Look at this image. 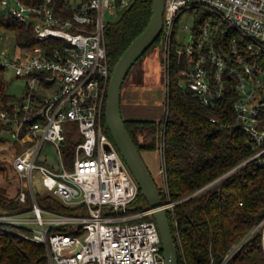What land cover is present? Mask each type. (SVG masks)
<instances>
[{
  "label": "built area",
  "instance_id": "built-area-1",
  "mask_svg": "<svg viewBox=\"0 0 264 264\" xmlns=\"http://www.w3.org/2000/svg\"><path fill=\"white\" fill-rule=\"evenodd\" d=\"M135 0H0L6 13L32 25L39 44L0 55V66L24 77L26 89L14 101V113L0 110L2 131L23 149L11 162L18 172L22 202L32 207L0 213V232L27 229L25 237L46 245L49 264H165L162 238L154 209L129 212L139 184L107 133L104 117L111 81L107 50L106 12L131 6ZM190 11L193 23L182 29L187 43L178 41L177 22ZM164 46L169 110L171 68L179 66L180 84L203 105L224 113L232 105L234 120L256 150L248 160L264 165V0H165ZM42 91H48L44 94ZM166 119V118H165ZM79 127V139L67 152V123ZM57 147L60 167L39 162L44 144ZM165 132L160 134L168 200L175 210L165 161ZM44 183L46 186L39 187ZM38 193H48L77 213L46 209ZM145 219L135 221L139 217ZM178 221L175 225L178 227ZM72 227L71 232L53 230ZM261 229L264 218L219 263L227 264L247 239ZM179 244L185 257L182 239Z\"/></svg>",
  "mask_w": 264,
  "mask_h": 264
},
{
  "label": "trees",
  "instance_id": "trees-1",
  "mask_svg": "<svg viewBox=\"0 0 264 264\" xmlns=\"http://www.w3.org/2000/svg\"><path fill=\"white\" fill-rule=\"evenodd\" d=\"M152 5L153 0H135L123 9L118 20L108 23L106 40L112 73L130 43L149 24ZM0 25L14 31L19 48L39 44L33 26L9 13L0 12ZM157 44L163 49L164 31L148 50ZM178 70L174 63L167 116L164 114L160 120L125 119V123L141 152L157 150L160 134L165 132L167 182L171 199L178 201L174 211L168 210V216L178 244L179 264L185 262L178 233L187 264H211L212 258L219 263L264 218V165L258 160H248L256 150L240 126L222 127L212 121L214 116L221 121L234 120L232 105L226 113L203 105L180 84ZM7 72L0 66V110L14 113L17 98L7 92ZM104 126L113 139L106 116ZM4 127L0 123V155L4 156L0 158V213H11L30 209L32 200L30 195L25 202L17 199L21 182L10 156L23 147L2 131ZM68 139L70 155L75 143ZM159 188L164 202L167 201L165 189ZM37 197L46 209L70 214L79 211V206H66L51 194L38 193ZM148 206L139 189L128 211ZM72 229L59 226L53 230L71 232ZM22 231L29 233L24 228ZM0 264H49L47 247L17 233L1 231ZM227 264H264L263 231L256 230Z\"/></svg>",
  "mask_w": 264,
  "mask_h": 264
},
{
  "label": "water",
  "instance_id": "water-1",
  "mask_svg": "<svg viewBox=\"0 0 264 264\" xmlns=\"http://www.w3.org/2000/svg\"><path fill=\"white\" fill-rule=\"evenodd\" d=\"M164 8L165 0H153V14L149 24L130 43L117 61L108 89L105 116L115 145L139 184L142 194L149 203V208L154 209L153 216L162 238L165 264H179L178 244L173 234L168 211L164 207V200L159 185L147 165L142 152L135 144L126 126L122 112V91L125 80L134 64L162 33Z\"/></svg>",
  "mask_w": 264,
  "mask_h": 264
},
{
  "label": "rangeland",
  "instance_id": "rangeland-1",
  "mask_svg": "<svg viewBox=\"0 0 264 264\" xmlns=\"http://www.w3.org/2000/svg\"><path fill=\"white\" fill-rule=\"evenodd\" d=\"M0 12L4 13L5 9L0 3ZM123 10L115 11L113 13L106 12V20L108 23L114 22L119 19ZM192 13L190 11L184 12L177 22L176 37L179 42L187 43L189 34L182 28L188 23H193ZM8 51L11 55L19 53V47L16 44L15 33L12 30L5 28L0 25V55L2 52ZM167 68L164 50L160 45H154L141 56L140 59L134 64L130 70L122 91L123 100L126 98H132L137 103L142 105H156L158 107L165 105L167 99ZM7 80V92L15 98H21L26 89V80L24 77H18L14 75L12 70L6 73ZM44 94L48 91H42ZM66 128L68 129L70 138L72 141L79 139V127L76 123H67ZM151 155L156 159L157 164L161 166L163 163L160 152L153 150ZM13 153L10 156L12 158ZM4 156L0 155V158ZM39 162L54 165L56 168L60 167L59 154L57 147L54 143L47 141L41 151ZM157 184L161 185L159 177L155 178ZM39 187H45L44 183L40 184ZM160 187V186H159ZM163 188V187H161ZM164 192V190H163ZM43 194V193H41ZM138 210H130L129 212H135ZM147 217H139L135 221L145 219ZM21 236H25L26 233L22 229L15 228V232Z\"/></svg>",
  "mask_w": 264,
  "mask_h": 264
},
{
  "label": "crops",
  "instance_id": "crops-1",
  "mask_svg": "<svg viewBox=\"0 0 264 264\" xmlns=\"http://www.w3.org/2000/svg\"><path fill=\"white\" fill-rule=\"evenodd\" d=\"M122 112L125 119H155L160 120L162 119L164 113H165V106L162 105L160 107L156 105H142L140 103H137L135 100H133L131 97L126 98L123 100L122 97ZM140 140L143 139V135L141 134ZM157 151L160 152V148L157 149ZM155 152L153 150H143L142 155L149 166L154 178L159 177L161 185L160 187H163L165 185L164 183V176L161 173L162 166H159L157 164V161L155 158L152 157L151 153ZM160 155L163 160V156L160 152ZM163 163V162H162Z\"/></svg>",
  "mask_w": 264,
  "mask_h": 264
}]
</instances>
